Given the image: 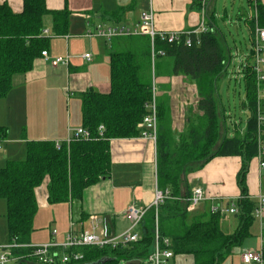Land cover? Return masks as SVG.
<instances>
[{
	"label": "trees",
	"instance_id": "16d2710c",
	"mask_svg": "<svg viewBox=\"0 0 264 264\" xmlns=\"http://www.w3.org/2000/svg\"><path fill=\"white\" fill-rule=\"evenodd\" d=\"M248 1L253 14L246 23L252 41L256 20L258 26L264 27V4ZM47 15L52 17L53 35L68 32L70 11L66 7L50 10L45 0H23L22 10L14 12L8 3L0 1V98L10 91L13 76L29 71L42 50L47 49L49 38L43 34ZM207 24L199 41L193 38L190 45L185 44L184 36L171 42L154 39L155 51L173 58L174 72L196 80L200 97L195 107L188 109L185 128L176 138L167 126L165 106L157 103V184L181 198L165 200L158 207V219L160 233L171 240L174 255H193L195 264H220L251 235L255 220L256 202L247 194L245 176L249 160L258 152L256 78L249 61L250 50L240 68L244 81L241 107L249 110L250 116L243 130H230L220 85L231 63V48L213 13H207ZM117 38L124 42V47L109 52V92L89 88L79 94L81 125L90 136L62 142L59 148L50 140L26 141L23 156L6 160L0 168V199L5 201L8 240L15 236L20 243H30L38 209L34 189L45 176L49 177L50 202L80 198L86 187L109 175V141L141 135L139 124L147 112L145 104L151 98L153 84L150 38L130 35L112 39ZM100 124L104 126L101 133ZM6 135V129L0 127V137ZM215 156L242 158L237 174L241 192L236 202L238 224L231 233L222 231L219 213L208 211L191 216L186 210L187 202L182 200L190 194L187 174L199 170ZM153 224L154 210L149 209L139 223V240L116 247H80L75 250L82 253V258L64 264L144 260L152 249ZM14 254L20 258L13 264H43L29 255V249H15Z\"/></svg>",
	"mask_w": 264,
	"mask_h": 264
},
{
	"label": "crops",
	"instance_id": "0c3cea01",
	"mask_svg": "<svg viewBox=\"0 0 264 264\" xmlns=\"http://www.w3.org/2000/svg\"><path fill=\"white\" fill-rule=\"evenodd\" d=\"M0 1L8 3L14 12L22 10L23 0ZM45 1L50 10L66 7L70 11L68 32L53 35L52 17L47 15L43 34L49 38L46 49L48 58L40 55L29 71L15 74L10 91L0 98V127L5 128L7 133L5 138L0 137V168L6 160L23 156L26 141L66 142L73 131L82 126L81 101L80 110L77 104L74 110L69 109L68 102L72 101L71 97L80 99L79 94L89 88L101 93L109 92V52L112 48L121 49L124 42L119 38L107 40L88 36L87 31L98 25H132L139 20L142 12L149 10L153 12L156 29L163 32L193 30L202 19L208 27L207 13H213L221 28L222 23L226 27L244 19L249 29L246 20L253 14L248 0V10L245 13L239 10L236 14L232 6L235 0H223L222 4L221 0ZM259 2L264 4V0ZM86 53L90 54L88 60L83 56ZM57 56H67V64L53 66L50 59ZM153 62L152 83L156 89L157 103L165 106L167 126L176 138L185 128L188 109L194 108L200 98L196 80L182 72H174L173 58L164 54L156 55ZM236 128L241 130L237 125ZM109 149V175L86 187L80 198L59 203L50 202L49 177H44L41 184L34 189L38 209L29 237L30 243L52 240L59 242L69 231L98 232L104 225L109 232L118 234L130 226L131 220L126 213L128 206H147L153 201L156 187L160 188L157 184L156 141L142 136L114 138L109 141ZM262 161L264 154L261 157L257 154L253 156L248 162L245 176L247 194L256 202V206L259 196L264 195ZM241 164L240 156H215L199 170L188 173L186 181L190 193L193 188L200 187L207 195L194 209L186 208L189 215L208 212L211 204L236 206L241 194L237 184ZM39 210H42V214L38 218ZM38 219L43 221L38 223ZM254 219L255 224L253 222L250 227V234L259 232L260 246L261 238L264 237V210L261 218L254 216ZM237 224L235 213L221 215L220 227L223 232H233ZM135 229L139 230L141 237L140 226H136L134 231ZM53 230H56L55 234ZM38 231L41 232L39 235ZM8 239L4 229L0 234V244ZM241 246L233 248L228 257L236 255Z\"/></svg>",
	"mask_w": 264,
	"mask_h": 264
},
{
	"label": "built area",
	"instance_id": "2783aa9c",
	"mask_svg": "<svg viewBox=\"0 0 264 264\" xmlns=\"http://www.w3.org/2000/svg\"><path fill=\"white\" fill-rule=\"evenodd\" d=\"M207 31L205 20L202 19L200 24L193 30L163 32L158 31L154 24V15L151 10L141 13L139 20L132 25H98L95 29L87 31L88 36H98L110 40L119 36L130 35H147L150 38L151 46V59H155L158 54H164L163 51H155L154 39L160 37L163 40L177 41L181 36L185 38V44L190 45L192 39L199 41V35ZM252 61L251 66L256 78V120H257V142L258 152L257 155L261 157L264 154V27L257 24L254 28V36L251 41ZM41 55L45 59L48 58V52L42 50ZM87 60L90 57L89 53L83 55ZM68 57L57 56L50 59L53 66L58 64H67ZM240 72V68H239ZM146 114L143 116L139 127L141 128L142 137L149 138L153 141L157 136V99L156 89L152 84L151 98L145 104ZM104 129L102 124L99 125L98 130L101 133ZM90 132L83 126L77 127L72 135H70L66 142L72 139L81 137L87 138ZM61 142L56 141L55 146L59 148ZM261 167H264V161L261 162ZM168 198L181 199L171 195L169 188H157L154 192L153 201L147 206H136L134 204L128 206L126 213L131 220L130 226L118 233L113 234L109 232L108 228L104 225L98 232L92 231L85 232H72L69 231L62 241H48L46 243H20L14 236L7 243L0 245V264L14 263L20 256L14 254L15 249L26 248L29 249V255L36 258L37 261L43 264H57L67 263L72 260H79L82 258V253L76 251L84 246L96 247H116L118 245H126L140 239V234L134 231V228L139 225L145 213L152 209L154 210V224H153V244L150 253L145 258L147 264H166L169 259L173 257L171 249V240L168 237L162 236L159 229L158 207ZM207 198L206 193L200 187H195L191 190L188 197L183 198L187 202L186 208L192 210L197 207L201 202ZM264 210V195H260L257 201V206L254 209V216L261 218ZM211 213L234 214L238 212V208L234 204L221 205L211 204L209 207ZM96 222V221H95ZM56 233V230H53ZM264 237L261 238V244L258 250H245L241 255V261L245 264H264Z\"/></svg>",
	"mask_w": 264,
	"mask_h": 264
},
{
	"label": "rangeland",
	"instance_id": "374dc122",
	"mask_svg": "<svg viewBox=\"0 0 264 264\" xmlns=\"http://www.w3.org/2000/svg\"><path fill=\"white\" fill-rule=\"evenodd\" d=\"M221 0V4H222ZM230 1V0H229ZM231 6V4L229 5ZM234 6V14H236L239 10L241 13H245L248 10L247 0H235V3L232 4ZM242 9V10H241ZM244 17V16H243ZM244 19L239 20L236 22L235 25L228 24L226 27L222 23V29L226 32V38L228 40V45L231 48V63L228 67V72L226 75L225 80L222 82V95L224 97V102L227 106L228 112V124L230 126V130L234 127L240 128L243 130L246 125V121L250 116V111L241 107V101L244 97V81L242 80L241 73L239 72V68L241 65L246 61L247 56L251 49V41L249 39V29L246 27ZM251 62L252 59H249ZM75 99V100H73ZM72 101L68 102L69 109L72 108L74 110L76 104L77 108L80 110V99L78 97H71ZM5 201L4 199H0V234L6 230L7 235V228H5L6 218H5ZM42 210H39L37 216L38 218L41 216ZM46 220H48L47 215H45ZM234 218V217H233ZM235 220V219H234ZM43 220L38 219V223H41ZM255 224V222H254ZM57 227V225H56ZM56 229V228H54ZM57 230V229H56ZM38 235L41 233L38 231ZM135 232L139 233L138 229H135ZM259 232L250 235L246 238L243 242L242 248L237 251V254L225 258L220 264H243L241 261V255L245 250H258L259 249ZM37 234V233H36ZM4 242L3 244L7 243ZM46 243V242H41ZM38 244V243H33ZM1 245V244H0ZM175 260V262H174ZM13 264V263H9ZM117 264H126L125 261H119ZM141 264H146L144 260H141ZM167 264H195L193 255L187 254H179L174 255L172 259L169 260Z\"/></svg>",
	"mask_w": 264,
	"mask_h": 264
},
{
	"label": "water",
	"instance_id": "95a60500",
	"mask_svg": "<svg viewBox=\"0 0 264 264\" xmlns=\"http://www.w3.org/2000/svg\"><path fill=\"white\" fill-rule=\"evenodd\" d=\"M98 262H94L92 264H98ZM126 264H140V261L138 259H133V260H129V261H126Z\"/></svg>",
	"mask_w": 264,
	"mask_h": 264
}]
</instances>
